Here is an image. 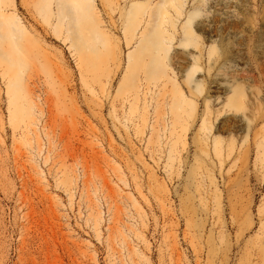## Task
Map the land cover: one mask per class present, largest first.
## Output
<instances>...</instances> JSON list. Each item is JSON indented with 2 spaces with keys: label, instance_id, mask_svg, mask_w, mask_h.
Segmentation results:
<instances>
[{
  "label": "rangeland",
  "instance_id": "1",
  "mask_svg": "<svg viewBox=\"0 0 264 264\" xmlns=\"http://www.w3.org/2000/svg\"><path fill=\"white\" fill-rule=\"evenodd\" d=\"M227 1L0 0V264H264V0Z\"/></svg>",
  "mask_w": 264,
  "mask_h": 264
},
{
  "label": "bare ground",
  "instance_id": "2",
  "mask_svg": "<svg viewBox=\"0 0 264 264\" xmlns=\"http://www.w3.org/2000/svg\"><path fill=\"white\" fill-rule=\"evenodd\" d=\"M92 1L94 0H57L58 2V22L61 25H64L67 28V31L70 33V31L74 30L76 25L79 22L80 19V13H83V15H89L90 13L94 12L93 7L91 5ZM228 4L233 5L236 2L234 0H228ZM52 2L51 0H47V3L45 5V11L48 16H51L53 14V9L51 6ZM229 16L230 12L227 13ZM135 18L139 21V13L135 12L134 13ZM15 24L17 25L16 21H14ZM13 21H9L7 24L9 25H14ZM132 28L134 30L137 29L136 26L132 25ZM221 76L220 72L216 73V77ZM13 93L17 99V89L14 87L13 88ZM16 103V109L14 111L15 116L20 114V108L18 107V104L15 100Z\"/></svg>",
  "mask_w": 264,
  "mask_h": 264
}]
</instances>
